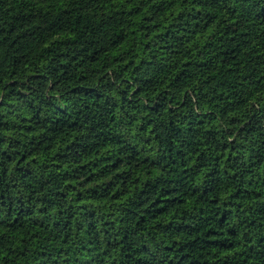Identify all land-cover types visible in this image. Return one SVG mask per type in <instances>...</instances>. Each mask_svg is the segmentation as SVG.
<instances>
[{"label":"trees","instance_id":"16d2710c","mask_svg":"<svg viewBox=\"0 0 264 264\" xmlns=\"http://www.w3.org/2000/svg\"><path fill=\"white\" fill-rule=\"evenodd\" d=\"M0 264H264V0H0Z\"/></svg>","mask_w":264,"mask_h":264}]
</instances>
